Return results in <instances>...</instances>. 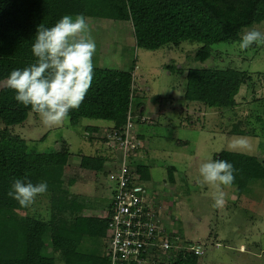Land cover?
<instances>
[{
	"label": "trees",
	"instance_id": "1",
	"mask_svg": "<svg viewBox=\"0 0 264 264\" xmlns=\"http://www.w3.org/2000/svg\"><path fill=\"white\" fill-rule=\"evenodd\" d=\"M78 14L129 23L136 47L151 51L163 46L179 47L187 40L201 42L195 58L204 61L210 57L213 44L241 40L246 27L264 23V0H0V83L11 71L35 62L31 46L38 25L50 28L55 25V15ZM98 60L93 56V63ZM93 65L91 86L80 106L69 111L70 124L76 125L83 118L105 120L112 122V132L120 133L128 113L134 126L154 124L155 119L144 116L145 105L134 101V78L130 72L134 66L111 69ZM166 67L175 70L171 65ZM251 79L252 74L236 68H189L182 97L209 108L232 109L242 86ZM15 95L6 84L0 88V120L6 127L24 122L28 113L34 112L31 106L17 102ZM254 102V114L245 118L249 129L236 128L234 133L264 138V95L255 97ZM6 127L0 131V264H107V209L102 215H95L84 210L88 209L86 206L82 207L83 214L76 215L79 206H75L70 218L72 226H66L34 216L30 207H21L7 195L14 179L33 184L46 182L48 190L43 196L55 202L53 196L64 192V173L71 156L69 143L62 140L57 150L39 151L24 139L7 134ZM143 135L138 138L143 139ZM109 157L113 158L114 153L109 156L105 149L80 154L79 167L105 175L104 165L110 162ZM216 159L234 166L235 180L229 187L238 194L250 180H264V165L256 155L221 150L214 153ZM148 168L147 164L136 167L140 181L150 180ZM174 170L166 167L165 182L173 183L179 176L185 189L186 176ZM168 235L173 239L178 233ZM167 255L158 264H198L196 255L183 250L170 262L167 260L171 253Z\"/></svg>",
	"mask_w": 264,
	"mask_h": 264
},
{
	"label": "rangeland",
	"instance_id": "2",
	"mask_svg": "<svg viewBox=\"0 0 264 264\" xmlns=\"http://www.w3.org/2000/svg\"><path fill=\"white\" fill-rule=\"evenodd\" d=\"M62 17L55 15V24ZM85 18L100 23V36H108L111 40L113 37L124 45V54L119 55V51L114 52L115 44H106L104 59L93 64L111 69L134 66V101L142 102L145 116L155 119L154 124L145 126L147 141L171 145L177 151L167 156L165 149H150L146 142L129 162L133 166L148 165L150 180L140 181L141 187L151 206L158 208L157 215L166 234L178 233L179 244L186 249L182 250L196 255L195 250L187 248L194 246L198 251V264H264V180H250L241 194L232 187L222 186L224 202L213 206L211 194L216 189L205 183L199 174L200 165L214 160V153L221 150L256 155L264 165V138L234 133L236 128L249 129L245 118L254 114L253 110L257 108L254 98L264 95V44L255 43L242 50L239 47L241 40L215 43L211 46L210 57L200 61L195 58V50L201 42L187 40L179 47L163 46L151 51L136 47L129 23ZM253 29L264 32V23L246 27L243 34ZM168 65L175 70L167 69ZM189 68H236L252 74V79L242 86L234 108L218 110L183 99ZM5 81L0 83V88ZM87 125H109V122L83 118L72 125L67 117L59 124L47 125L38 113L31 111L20 124L6 127L0 120V131L6 127L7 134L24 139L39 151L57 150L62 140L73 145L83 140L93 143L92 146L89 144L87 153H100L109 132L99 130L97 136L104 139L88 137ZM90 139L96 141L90 142ZM80 152H83L82 146L69 158L62 184L64 192L53 196L55 202H49L43 195L37 196L30 206L31 214L64 225L69 223L75 206H79L76 215L84 212L82 207L86 206L88 209L84 210L90 214H103L115 183L103 175L81 169ZM112 153L113 158L120 156L116 149ZM169 166L186 176L188 190L182 186L179 176L173 183L165 182L166 167ZM105 167L110 168L108 163ZM73 196L70 202L65 201ZM175 257H169L167 261H173Z\"/></svg>",
	"mask_w": 264,
	"mask_h": 264
},
{
	"label": "clouds",
	"instance_id": "3",
	"mask_svg": "<svg viewBox=\"0 0 264 264\" xmlns=\"http://www.w3.org/2000/svg\"><path fill=\"white\" fill-rule=\"evenodd\" d=\"M255 43L264 44V32L255 29L245 32L239 47L245 50ZM95 49V40L82 14L64 15L50 28L41 23L31 46L35 62L11 71L5 84L16 92V101L31 106L45 124H59L71 109L80 106L91 86ZM234 173V166L223 159H209L200 165L203 181L216 189L211 194L213 206L223 204L225 193L221 187L232 185ZM47 190L46 182L33 184L14 179L7 195L21 207H30Z\"/></svg>",
	"mask_w": 264,
	"mask_h": 264
},
{
	"label": "built area",
	"instance_id": "4",
	"mask_svg": "<svg viewBox=\"0 0 264 264\" xmlns=\"http://www.w3.org/2000/svg\"><path fill=\"white\" fill-rule=\"evenodd\" d=\"M130 72L134 77V70ZM130 118L131 114L128 113L123 131L111 134L114 141L111 145L120 156L107 170L115 187L106 208L109 221L105 257L107 264H150L153 261L158 264L162 258L169 256L167 254L171 253L174 258L182 249H186L179 244L178 237L169 239L161 226L158 208L152 207L147 200L136 173V167L140 164H129L147 140L146 135H143V139L138 138L140 134L136 132ZM187 248L195 250L198 255L194 246Z\"/></svg>",
	"mask_w": 264,
	"mask_h": 264
},
{
	"label": "crops",
	"instance_id": "5",
	"mask_svg": "<svg viewBox=\"0 0 264 264\" xmlns=\"http://www.w3.org/2000/svg\"><path fill=\"white\" fill-rule=\"evenodd\" d=\"M92 19H96V20H100V19H97V18H92ZM88 22V25H89V28H90V31H91V35L92 37L94 38L95 40V45H96V49H95V53L93 56H96L98 57L99 59H104V47L106 46V44H110V45H113L115 44L116 48L114 50V52L116 51H119V55H122L124 54V45L121 43L119 44L112 36V39L111 40L110 38L107 39L108 36H100V33H101V27H100V23L98 22H95V21H87ZM115 22V21H114ZM130 33L132 35V38H134V44L136 45V42H135V36L133 34V31L130 30ZM100 48V49H99ZM121 59V58H120ZM142 108L145 109V106H142ZM141 108V109H142ZM145 116V115H144ZM105 121V120H103ZM106 122H109V121H106ZM152 124V123H151ZM112 122H109V125H100V126H97V125H87V126H90L89 129H86L87 130V133H88V137H92V138H103V137H99L97 135H99L100 133V129L102 130H106L107 132H109L106 136V144L103 143L101 146V149L100 151H102L103 149L106 150L107 154L110 156L111 155V151L114 150V149H110V148H113L111 143H114V141H112L111 139V134L113 133L111 128H112ZM145 126L146 125H142V124H135L134 128L136 130V132L138 134H144V129H145ZM92 132V134H91ZM111 133V134H110ZM110 134V135H109ZM109 135V137H108ZM108 137V138H107ZM104 139V138H103ZM109 139V140H108ZM91 141L90 142H94L96 141L95 139H90ZM112 141V142H111ZM69 143V147H70V152L71 154H74V153H78L79 151V148H83V152H80V154H89L87 153L88 151V148L89 147V144L90 146H92L93 143H88L86 141H80L78 143H76V145H73L72 143H70L69 141H67ZM146 142L149 144V148L150 149H160V150H163L165 149L166 151L164 152L167 156H169V153H177L176 149L172 148L171 145H165L164 143H159V142H151V141H147ZM144 142V143H146ZM173 144V143H172ZM144 145V144H143ZM79 146V147H78ZM145 147V146H144ZM79 155V154H78ZM262 156V155H261ZM110 158V162L108 163L110 168L112 167V164L114 163L115 161V158H112V157H109ZM133 158V156L131 157ZM79 161H80V156H79ZM146 165V164H145ZM109 168V169H110ZM108 169H106L105 165H104V171L106 172V174L104 175L105 178H109L108 177V174L110 173L109 171L107 172ZM112 195H113V190H112ZM112 199V197H111ZM111 201V200H110ZM109 201V202H110ZM109 205V204H108ZM106 209V208H105ZM104 213V212H103ZM67 226V223L65 224ZM69 225L72 226V222L70 223L69 221Z\"/></svg>",
	"mask_w": 264,
	"mask_h": 264
}]
</instances>
